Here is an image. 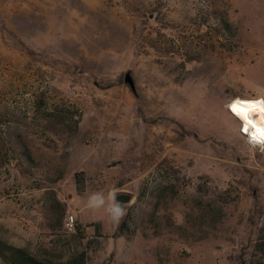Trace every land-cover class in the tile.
<instances>
[{"label": "rangeland", "instance_id": "rangeland-1", "mask_svg": "<svg viewBox=\"0 0 264 264\" xmlns=\"http://www.w3.org/2000/svg\"><path fill=\"white\" fill-rule=\"evenodd\" d=\"M258 97L264 0H0V242L264 264V150L227 109Z\"/></svg>", "mask_w": 264, "mask_h": 264}, {"label": "bare ground", "instance_id": "bare-ground-1", "mask_svg": "<svg viewBox=\"0 0 264 264\" xmlns=\"http://www.w3.org/2000/svg\"><path fill=\"white\" fill-rule=\"evenodd\" d=\"M247 101L248 103H239ZM236 103V112L230 111L236 115V118L241 122L248 132H263L264 133V98L242 99L236 98L229 104V108Z\"/></svg>", "mask_w": 264, "mask_h": 264}, {"label": "trees", "instance_id": "trees-1", "mask_svg": "<svg viewBox=\"0 0 264 264\" xmlns=\"http://www.w3.org/2000/svg\"><path fill=\"white\" fill-rule=\"evenodd\" d=\"M0 257L5 264H53L40 259L26 249L9 246L3 242H0ZM62 264H85V259L80 255Z\"/></svg>", "mask_w": 264, "mask_h": 264}, {"label": "built area", "instance_id": "built-area-1", "mask_svg": "<svg viewBox=\"0 0 264 264\" xmlns=\"http://www.w3.org/2000/svg\"><path fill=\"white\" fill-rule=\"evenodd\" d=\"M228 112L230 113V115L235 118L236 120H238L236 118V115H234L229 108V105L227 106ZM239 122V134L247 141V143L255 148L258 149H262L264 150V133L263 132H255L253 133L252 131L248 132L245 131V127L241 126V122L238 120ZM67 226L70 229H73L76 227V220L74 216H70L69 218H67Z\"/></svg>", "mask_w": 264, "mask_h": 264}, {"label": "water", "instance_id": "water-1", "mask_svg": "<svg viewBox=\"0 0 264 264\" xmlns=\"http://www.w3.org/2000/svg\"><path fill=\"white\" fill-rule=\"evenodd\" d=\"M125 82H126L127 84H129V86H130L133 90H135V83H134L132 77H131L129 74L126 76ZM131 199H132V198H131L130 196L121 195V196H118V197L116 198V202H117V203H120V204H129V203L131 202Z\"/></svg>", "mask_w": 264, "mask_h": 264}, {"label": "snow or ice", "instance_id": "snow-or-ice-1", "mask_svg": "<svg viewBox=\"0 0 264 264\" xmlns=\"http://www.w3.org/2000/svg\"><path fill=\"white\" fill-rule=\"evenodd\" d=\"M239 103H248V102L247 101H243V102H239ZM231 107H232V110L234 112H236V103H234ZM245 131H247V129H245Z\"/></svg>", "mask_w": 264, "mask_h": 264}]
</instances>
